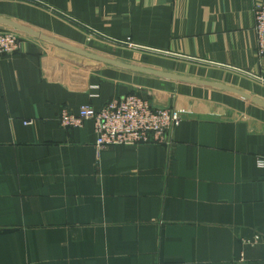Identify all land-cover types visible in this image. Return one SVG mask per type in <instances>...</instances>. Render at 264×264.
I'll return each instance as SVG.
<instances>
[{"label": "crops", "instance_id": "crops-1", "mask_svg": "<svg viewBox=\"0 0 264 264\" xmlns=\"http://www.w3.org/2000/svg\"><path fill=\"white\" fill-rule=\"evenodd\" d=\"M35 1L0 18L68 46L0 23L23 38L0 60V264H264V0ZM128 94L176 110L170 145L60 125Z\"/></svg>", "mask_w": 264, "mask_h": 264}, {"label": "built area", "instance_id": "built-area-1", "mask_svg": "<svg viewBox=\"0 0 264 264\" xmlns=\"http://www.w3.org/2000/svg\"><path fill=\"white\" fill-rule=\"evenodd\" d=\"M253 18L256 52L261 56L264 55V4L254 7ZM22 40L14 30H0V60L5 55L20 51ZM87 119L93 121L97 149L130 144L168 146L172 142L173 128L180 122L173 108H154L148 100L136 94L112 99L98 110L81 106L74 113L63 108L58 118L60 125L66 128L79 127Z\"/></svg>", "mask_w": 264, "mask_h": 264}, {"label": "water", "instance_id": "water-1", "mask_svg": "<svg viewBox=\"0 0 264 264\" xmlns=\"http://www.w3.org/2000/svg\"><path fill=\"white\" fill-rule=\"evenodd\" d=\"M31 1H34V2H37L35 0H31ZM39 3V2H37ZM39 4H42V3H39ZM43 5V4H42ZM46 6V5H44ZM58 12V11H56ZM60 15H62L63 17L71 20L72 22H75L76 24L82 26L83 28L95 33V34H98L99 36H102L103 38H106L112 42H116L118 44H124L126 46H132V47H136V48H141V47H138L136 45H130L128 43H124V42H121V41H116V40H113V39H110L108 37H105L104 35H101L100 33H98L97 31H94L93 29L89 28V27H86L85 25H82L81 23H78L77 21H75L74 19H71L70 17H67L66 15H64L63 13H60L58 12ZM0 23H4L6 25H9L11 26L12 28L14 29H17V30H20L22 32H25L27 34H30V35H33V36H37V37H40L46 41H50V42H53V43H57V44H60V45H64V46H68V45H65L59 41H56L52 38H49L45 35H41L35 31H32L30 29H27L26 27H23L17 23H14L13 21H9V20H6V19H2L0 18ZM71 49H74V48H71ZM76 51H79L78 49H74ZM89 57H92V58H95V59H98V60H101V61H104L106 63H110V64H113V65H118V66H121V67H126V68H130V69H136V70H141V71H145V72H152V73H155V74H159V75H162V76H165V77H170V78H177V79H183V80H187V81H193V82H198V83H205L203 81H199V80H194V79H190L188 77H181V76H178V75H173V74H169V73H164V72H158V71H154V70H150V69H145V68H141V67H135V66H132V65H128V64H125V63H121V62H118L114 59H111V58H107V57H104V56H99V55H96V54H93V53H90V52H81ZM257 78V77H256ZM219 86V85H218Z\"/></svg>", "mask_w": 264, "mask_h": 264}]
</instances>
